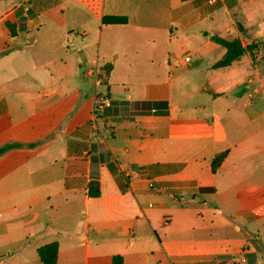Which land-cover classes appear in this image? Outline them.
Segmentation results:
<instances>
[{
	"label": "crops",
	"instance_id": "obj_1",
	"mask_svg": "<svg viewBox=\"0 0 264 264\" xmlns=\"http://www.w3.org/2000/svg\"><path fill=\"white\" fill-rule=\"evenodd\" d=\"M262 49L264 0H0V264H264Z\"/></svg>",
	"mask_w": 264,
	"mask_h": 264
},
{
	"label": "trees",
	"instance_id": "obj_2",
	"mask_svg": "<svg viewBox=\"0 0 264 264\" xmlns=\"http://www.w3.org/2000/svg\"><path fill=\"white\" fill-rule=\"evenodd\" d=\"M104 23L106 24H126L127 18L126 17H115V16H107L104 18ZM242 27H240V30ZM212 39L221 44L226 48V54L222 60H220L216 65L217 66H228L234 60L239 59L241 56L246 54L247 52H254L258 49V44L256 42L249 43L244 45L243 42L239 39L235 40H227L220 36H213ZM166 104V103H164ZM154 105H156L154 103ZM13 147L12 144H7L0 148V154L5 152L8 149ZM226 153H222L217 155L212 161V170L215 172L218 167L220 166L222 160L225 158ZM100 194L99 184L92 183L90 187V195L91 196H98ZM58 249L59 245L57 242H52L49 244H45L37 249L38 256L42 262V264H57L58 259ZM112 264H124V259L122 255H115L113 257Z\"/></svg>",
	"mask_w": 264,
	"mask_h": 264
},
{
	"label": "built area",
	"instance_id": "obj_3",
	"mask_svg": "<svg viewBox=\"0 0 264 264\" xmlns=\"http://www.w3.org/2000/svg\"><path fill=\"white\" fill-rule=\"evenodd\" d=\"M25 9H28V8H25ZM192 62V59H191V56H185L184 58H183V63L184 64H186V65H189L190 63ZM251 101H252V97H250L249 99H248V104H250L251 103ZM108 104V103H107ZM244 262H246V259L245 258H243L242 259Z\"/></svg>",
	"mask_w": 264,
	"mask_h": 264
},
{
	"label": "rangeland",
	"instance_id": "obj_4",
	"mask_svg": "<svg viewBox=\"0 0 264 264\" xmlns=\"http://www.w3.org/2000/svg\"><path fill=\"white\" fill-rule=\"evenodd\" d=\"M224 35L226 36L227 35V33H224ZM262 54L264 55V49H262ZM263 61H264V58H263ZM246 94H249V93H247L246 91H244V92H241V93H239V94H236L238 97H243V96H245Z\"/></svg>",
	"mask_w": 264,
	"mask_h": 264
}]
</instances>
